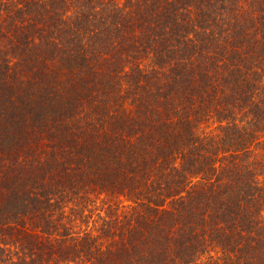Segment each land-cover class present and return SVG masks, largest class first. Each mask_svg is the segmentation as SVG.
I'll list each match as a JSON object with an SVG mask.
<instances>
[{
	"label": "trees",
	"instance_id": "16d2710c",
	"mask_svg": "<svg viewBox=\"0 0 264 264\" xmlns=\"http://www.w3.org/2000/svg\"><path fill=\"white\" fill-rule=\"evenodd\" d=\"M0 264H264V0H0Z\"/></svg>",
	"mask_w": 264,
	"mask_h": 264
}]
</instances>
